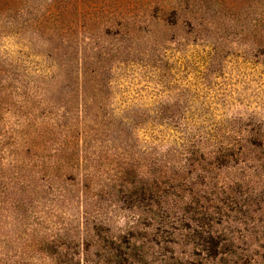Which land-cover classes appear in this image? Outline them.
<instances>
[{
    "label": "rangeland",
    "instance_id": "374dc122",
    "mask_svg": "<svg viewBox=\"0 0 264 264\" xmlns=\"http://www.w3.org/2000/svg\"><path fill=\"white\" fill-rule=\"evenodd\" d=\"M1 1L0 264H161L175 247L162 240L182 246L194 225L147 228L143 195L119 178L178 165L188 141L264 134V0ZM225 164L213 171L250 162ZM228 231L253 248L236 264H264L263 230L253 243Z\"/></svg>",
    "mask_w": 264,
    "mask_h": 264
},
{
    "label": "trees",
    "instance_id": "16d2710c",
    "mask_svg": "<svg viewBox=\"0 0 264 264\" xmlns=\"http://www.w3.org/2000/svg\"><path fill=\"white\" fill-rule=\"evenodd\" d=\"M0 3L7 5L8 2L0 0ZM106 21L112 24L115 20L107 18ZM188 144L189 148L183 150L182 161L178 165L162 161L154 169L146 166V178L142 176L140 185L133 179H122L124 174L132 172L131 168L123 171L119 179L127 181L130 192L139 191L143 195L148 205V209L144 210L145 218L149 220L147 228H167L174 235L175 230L188 229L191 223L194 225L192 237L187 232L182 246L172 239L162 240V243H173L175 247L167 258L162 252L168 251L166 246L160 248L161 264H201L185 259V251L175 255L179 247L185 249L188 246L205 261L211 259L219 264L229 261L236 264L240 256H251L253 248H250L246 235L239 237L231 234L229 224L243 226L252 243V235L259 230L264 231V134H254L250 130L247 136H226L212 149L205 150H199L194 142L188 141ZM225 159L233 163L246 161L250 165H246L236 177L214 172L221 165H227ZM177 231L182 234L183 230ZM197 239L201 243H197ZM258 243L256 241L254 245L260 246ZM195 246H198L197 252ZM105 262L146 263L143 255L130 252L108 253ZM83 263L89 264L84 257Z\"/></svg>",
    "mask_w": 264,
    "mask_h": 264
}]
</instances>
